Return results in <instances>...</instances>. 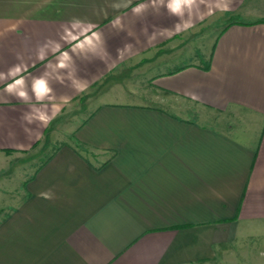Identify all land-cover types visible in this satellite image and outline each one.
<instances>
[{"label": "crops", "instance_id": "1", "mask_svg": "<svg viewBox=\"0 0 264 264\" xmlns=\"http://www.w3.org/2000/svg\"><path fill=\"white\" fill-rule=\"evenodd\" d=\"M125 2L0 0V72L25 66L31 97L48 71L56 102L71 98L55 116L45 100L50 121L29 124L42 105L0 82V264H215L264 241V3L227 0L228 11L208 15L216 0H205L194 27L160 35L179 19L111 7ZM73 18L95 26L109 55L70 53L54 72L51 49L69 50L61 36ZM214 20L225 24L205 62L177 66L181 46Z\"/></svg>", "mask_w": 264, "mask_h": 264}, {"label": "clouds", "instance_id": "2", "mask_svg": "<svg viewBox=\"0 0 264 264\" xmlns=\"http://www.w3.org/2000/svg\"><path fill=\"white\" fill-rule=\"evenodd\" d=\"M201 5L209 7L205 4V0H146V2L137 3L135 6L132 5V0H126V2L123 4H112L111 7L117 11H119L121 7L125 9L131 7V13L136 17L143 16V14L146 13L149 8H151L153 13L156 15L160 14L161 9H166L168 16L177 17L179 22L176 23L171 29H159L160 35H163L164 33H179L194 27L192 17L193 14L199 10ZM212 8L221 12H226L229 10V5L227 0H216L214 5L209 7L208 15L212 14ZM186 16L187 19H185ZM200 18L202 19L203 15H201ZM94 27V25L85 24L84 21L76 18H73V20H71L67 26L63 27V35L61 36V40L69 45V50L61 51V45L59 43H57L55 47L51 49L54 55L59 53V55L55 57L57 63L52 66V70L54 72L69 68L70 63H73L72 55H70V53L77 56L83 54L85 51L94 53L95 49L98 46H101L104 47L105 54L109 55L106 50L105 41L102 39V36L99 32L93 30ZM112 27L118 29L120 32L124 31L120 16L114 18ZM144 31L146 32L147 29H144ZM156 35L157 32L154 28L153 33L148 38V42L151 43L153 40H155ZM131 47L132 45L129 43L125 44L123 48H118V58H122L123 53L130 50ZM46 48L47 45L39 49L38 59H45ZM25 71V66L19 64L13 65L12 67L8 68L7 72H0V82L11 80V83L5 85L4 92L10 96H14L18 100L28 103L34 97L36 103L42 105L43 110L36 108L35 105H33L32 111L25 114L24 119L29 124L38 122L41 125H46L51 118L47 110L48 104L51 105L52 116H55L60 112L63 106L70 105L71 98L67 95H61L59 97L60 102H56L57 98L49 84L50 77L48 71L38 78H33L31 83L32 96L30 97L26 85V79L22 75V73ZM68 78L71 80V86L76 92L80 93L86 91L88 87L86 81L73 78L71 73H69ZM56 80L61 84L64 83L63 78L59 75H57ZM45 100L48 101V104L43 103ZM38 197L42 199H51L52 195L50 192H40L38 193ZM261 255L264 256V253H261Z\"/></svg>", "mask_w": 264, "mask_h": 264}, {"label": "rangeland", "instance_id": "3", "mask_svg": "<svg viewBox=\"0 0 264 264\" xmlns=\"http://www.w3.org/2000/svg\"><path fill=\"white\" fill-rule=\"evenodd\" d=\"M259 1L264 3V0H257V2ZM224 24L225 20L218 22H215V20L211 21L206 27V30L203 31L202 37L188 41L186 44L184 43L177 51L175 58L177 66L189 64L190 62H205L211 53L214 40L219 36L221 30H223ZM116 75L118 77L124 75L123 77L125 79L121 81V90H126L131 84L130 79L134 78L135 80L137 74L134 72L130 76L125 74L120 75V73H116L115 76ZM119 84L120 83H118V85ZM113 89L114 91H116L115 89L121 91L119 88H117V86H115V84ZM82 118H84L83 115L78 120H82ZM78 122L79 121H75L74 123H71L75 126L78 124ZM261 253H264V241L254 240L253 243L250 242L239 247L238 249L230 248L229 250H226L224 256L218 259L215 264H264V256H262Z\"/></svg>", "mask_w": 264, "mask_h": 264}]
</instances>
